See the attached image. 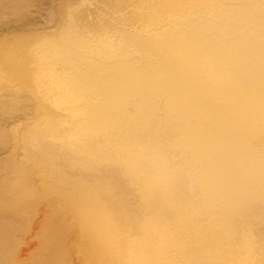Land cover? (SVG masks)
<instances>
[{
    "label": "bare ground",
    "instance_id": "obj_1",
    "mask_svg": "<svg viewBox=\"0 0 264 264\" xmlns=\"http://www.w3.org/2000/svg\"><path fill=\"white\" fill-rule=\"evenodd\" d=\"M45 2L0 0V264H264V0Z\"/></svg>",
    "mask_w": 264,
    "mask_h": 264
},
{
    "label": "rangeland",
    "instance_id": "obj_2",
    "mask_svg": "<svg viewBox=\"0 0 264 264\" xmlns=\"http://www.w3.org/2000/svg\"><path fill=\"white\" fill-rule=\"evenodd\" d=\"M56 5L57 0H46L44 5L40 7V9L34 10V16H36L38 22L42 23L45 20L48 21L49 19H51V14L56 9ZM28 245L30 244H24V247H28Z\"/></svg>",
    "mask_w": 264,
    "mask_h": 264
}]
</instances>
